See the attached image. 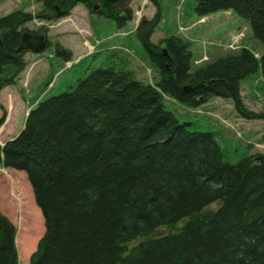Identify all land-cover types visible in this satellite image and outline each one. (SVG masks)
I'll return each mask as SVG.
<instances>
[{
    "label": "trees",
    "instance_id": "16d2710c",
    "mask_svg": "<svg viewBox=\"0 0 264 264\" xmlns=\"http://www.w3.org/2000/svg\"><path fill=\"white\" fill-rule=\"evenodd\" d=\"M35 1L42 5L37 19L63 18L82 5L118 28L132 20L131 0ZM157 2L154 17L136 28L157 82L136 81L125 67L96 70L71 91L38 102L0 148V163L25 174L44 219L29 264H264V155L224 163L212 133L188 131L190 124L164 108L165 98L187 109L221 98L240 117L263 119L243 106L240 83L258 63L264 81V52L257 59L241 48L193 66L181 37L150 42ZM194 12L238 15L264 50V0H196ZM31 20L19 11L0 17V92L26 67L14 51L24 32L39 33L24 28ZM54 53L71 59L59 46ZM214 203L216 210L203 213ZM16 244L22 255L20 232ZM0 264H18L15 227L1 213Z\"/></svg>",
    "mask_w": 264,
    "mask_h": 264
},
{
    "label": "rangeland",
    "instance_id": "374dc122",
    "mask_svg": "<svg viewBox=\"0 0 264 264\" xmlns=\"http://www.w3.org/2000/svg\"><path fill=\"white\" fill-rule=\"evenodd\" d=\"M5 1V6H0V13H5L2 16L16 11L30 14L32 20L24 28L31 32L39 31L37 35L45 38L47 47L39 54L24 53L26 67L18 75L16 84L6 86L0 92V119L3 120L0 124V148L20 132L27 113L34 105L71 91L78 80L85 79L96 70L125 67L136 81L145 84L158 81L157 70L148 59L135 32L142 19L151 20L157 13L154 0H131L129 8L132 20L121 28L114 21L95 14L80 15L79 10L83 8L81 5L76 6L79 9L73 14L71 12L74 8L68 16L48 20L36 18L42 11V5L35 0ZM156 1L160 17L150 42L158 44L163 36L181 37L190 43L193 66H201L208 60L233 53L227 49L226 44L237 39L232 36L235 31L244 34L243 39H237L236 47L245 46L258 57L264 52L262 45L254 38L249 23L234 13L220 12L200 19L194 12L196 0ZM193 20L195 23L189 26ZM65 29L72 33L64 34ZM57 46L73 53L71 64L55 55L54 48ZM212 55L215 57L211 58ZM240 94L248 111L264 115V81L259 63L256 73L240 83ZM164 108L173 113L181 125L190 124L188 131L212 133L224 163L235 165L250 156L264 154V118L245 120L235 111L230 100L213 98L199 109L202 113H217V118L206 114L196 115L169 98L164 99ZM218 206L211 204L203 213L214 211ZM0 213L15 227V248L19 264H29L44 235V219L34 202L25 174L4 169L1 163ZM181 224L173 228H160L155 237L175 232ZM18 232L21 234L22 255L16 244ZM139 242H132L128 248L135 247Z\"/></svg>",
    "mask_w": 264,
    "mask_h": 264
},
{
    "label": "water",
    "instance_id": "95a60500",
    "mask_svg": "<svg viewBox=\"0 0 264 264\" xmlns=\"http://www.w3.org/2000/svg\"><path fill=\"white\" fill-rule=\"evenodd\" d=\"M97 10V7L94 8ZM118 18H122V14H117ZM46 44L44 42V38L42 36H35L29 33H24L21 36L19 46L17 50H15L14 54H19L20 52L32 51V52H39L45 48ZM164 50H162L163 52Z\"/></svg>",
    "mask_w": 264,
    "mask_h": 264
},
{
    "label": "crops",
    "instance_id": "0c3cea01",
    "mask_svg": "<svg viewBox=\"0 0 264 264\" xmlns=\"http://www.w3.org/2000/svg\"><path fill=\"white\" fill-rule=\"evenodd\" d=\"M5 3H6V1L5 0H0V6H5ZM77 9H79L78 7H75L74 8V11H72L71 13L73 14V12H75ZM80 11V15H82V13H83V15H86V13H87V11L84 9V8H82V10H79ZM5 13H0V16H2V15H4ZM7 14V13H6ZM144 19H146V20H150V19H148V18H144ZM192 23H195V21L193 20V21H191V22H189V26H191L192 25ZM191 24V25H190ZM65 32H64V34H70V33H72V32H67L66 31V29L64 30ZM192 30H190V32H191ZM62 33V32H61ZM163 36V35H162ZM163 38H165V36H163L162 38H161V40L163 39ZM71 51V50H70ZM72 52V51H71ZM214 52H212L211 54H213ZM74 57V55H73V53H72V58ZM215 56H211V58H214ZM215 59V58H214ZM213 60V59H212Z\"/></svg>",
    "mask_w": 264,
    "mask_h": 264
}]
</instances>
